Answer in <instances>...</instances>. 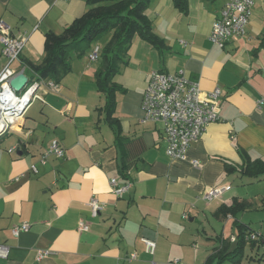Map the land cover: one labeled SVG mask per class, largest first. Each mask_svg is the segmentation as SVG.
I'll return each instance as SVG.
<instances>
[{"label": "crops", "instance_id": "crops-1", "mask_svg": "<svg viewBox=\"0 0 264 264\" xmlns=\"http://www.w3.org/2000/svg\"><path fill=\"white\" fill-rule=\"evenodd\" d=\"M227 1L187 0L183 12L173 0H151L145 15L164 47L135 35L126 63L119 65L113 117L124 138L121 147L102 110L100 60L87 56L98 42L70 58V70L55 81L56 88L37 90L17 124L0 135V244L9 248L0 264H215L219 240H236L235 221L250 229V238H261L264 175L250 178L227 166L240 167L244 156L264 160V0L254 1L246 33L219 47L209 33ZM88 7L85 0H0V20L13 35L26 37L11 67L28 76L26 62L43 61L45 34H60ZM5 63L0 45V70ZM152 70H183L202 92L220 90L219 119L184 158L165 154L160 123L141 121ZM54 138L65 149L63 157L46 154ZM112 177L128 181L129 191L114 196ZM225 184L231 188L219 198L201 197L207 188ZM91 196L104 203L96 217L90 215ZM234 204V214L220 210ZM247 211L261 218L257 231L245 221ZM24 222L28 230L14 236L11 228ZM80 222L88 230H78ZM143 239L155 242L153 252ZM40 251L48 253L38 259ZM263 256L261 240L246 246L238 263L220 264H264Z\"/></svg>", "mask_w": 264, "mask_h": 264}, {"label": "built area", "instance_id": "built-area-1", "mask_svg": "<svg viewBox=\"0 0 264 264\" xmlns=\"http://www.w3.org/2000/svg\"><path fill=\"white\" fill-rule=\"evenodd\" d=\"M254 1L228 0L212 23L209 33L210 42L223 47L227 41L243 36L247 30ZM25 42V36L13 35L10 26L0 20V45L6 57V63L0 70V135L17 124L30 102L39 96L38 89L52 90L57 86L55 81L41 77L31 79L20 91H15L9 85L11 78L23 72L12 68L11 63L19 59ZM181 42L186 44L183 40ZM100 51V44H93L87 54L89 60H98ZM220 100L218 88L202 92L197 82L189 80L183 70L175 72L152 70L148 75L141 99V121L160 123L165 154L171 158H184L189 146L202 135L206 126L219 119ZM262 102L264 98L259 100V104ZM46 154L63 157L65 149L54 138L50 140ZM45 159L46 156H42L41 162H45ZM192 164L197 166L198 162L192 160ZM109 186L114 196L121 197L129 191L131 185L128 181H118L112 177L109 179ZM230 188V184L212 186L204 190L201 197L211 201L219 198ZM88 206L90 215L96 217L104 207V203L96 196H91ZM28 228L29 224L24 222L13 226L11 233L16 236ZM88 228V223H79L78 230H88ZM143 242L146 250L153 252L155 242L149 239H143ZM8 252V246L0 244V258H7ZM47 253L40 251L37 258ZM135 257L136 254L133 252L128 259L132 260ZM178 262L177 259L173 261L174 264Z\"/></svg>", "mask_w": 264, "mask_h": 264}, {"label": "trees", "instance_id": "trees-1", "mask_svg": "<svg viewBox=\"0 0 264 264\" xmlns=\"http://www.w3.org/2000/svg\"><path fill=\"white\" fill-rule=\"evenodd\" d=\"M89 5L87 11L75 18L65 26L60 34H45V56L39 65L26 62L27 70L31 71L28 78H51L59 81L70 70V58L82 56L92 42L103 39L100 44V65L96 70V83L99 91L104 96L103 112L105 120L111 125L115 133V139L121 147L124 138L121 136V128L118 120L113 117L115 106V93L120 88L114 77L119 71V65L126 63L125 54L129 49L132 38L140 36L157 48H163V40L154 32L151 21L145 15V10L151 0H85ZM173 4L180 11L186 12L187 0H173ZM264 45V37L261 41ZM27 73V72H26ZM227 166L229 171H238L241 175L250 178H258L264 175V160L260 158L250 159L244 156L240 167ZM237 204V203H236ZM220 208L224 214H234L238 205ZM237 230L236 245L228 252L231 242L219 240L215 247L213 258L215 264L224 260L238 263L244 256L246 246H253L257 241H263L264 233L260 239L250 238V229L244 224L235 221ZM264 260V256L261 257ZM206 261L205 264H210Z\"/></svg>", "mask_w": 264, "mask_h": 264}, {"label": "water", "instance_id": "water-1", "mask_svg": "<svg viewBox=\"0 0 264 264\" xmlns=\"http://www.w3.org/2000/svg\"><path fill=\"white\" fill-rule=\"evenodd\" d=\"M29 81L30 79L28 78V76L25 73L20 72L16 76L10 79L9 85L15 91H20ZM235 245H236V241L231 242L228 252H231Z\"/></svg>", "mask_w": 264, "mask_h": 264}, {"label": "rangeland", "instance_id": "rangeland-1", "mask_svg": "<svg viewBox=\"0 0 264 264\" xmlns=\"http://www.w3.org/2000/svg\"><path fill=\"white\" fill-rule=\"evenodd\" d=\"M104 39H100V40H97V42L99 43V44H102V41H103ZM32 83V82H31ZM252 191H254V189H252ZM251 212V213H250ZM247 214L249 215L250 214V216H247L246 217V220L245 221H247V222H250V224H251V226L257 231L258 229H259V227H260V224H261V218L258 216V214H256L255 212H253V211H247ZM251 219V220H250ZM229 228H227V230H228ZM227 230H226V232H227Z\"/></svg>", "mask_w": 264, "mask_h": 264}]
</instances>
